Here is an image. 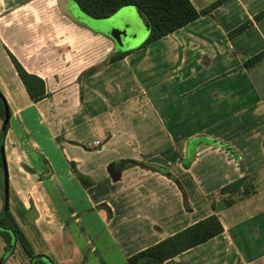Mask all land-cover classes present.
<instances>
[{
	"label": "crops",
	"instance_id": "1",
	"mask_svg": "<svg viewBox=\"0 0 264 264\" xmlns=\"http://www.w3.org/2000/svg\"><path fill=\"white\" fill-rule=\"evenodd\" d=\"M191 1L201 10L217 0ZM262 9L264 0H224L110 62L118 41L63 12L60 0H0L5 154L12 192L37 211L35 227L27 224L36 251L43 246L38 252L58 264H129L212 214L209 194L261 176L264 58L242 63L264 49V17L228 33ZM7 49L45 80L49 96L31 99ZM218 215L222 233L161 264H264V184Z\"/></svg>",
	"mask_w": 264,
	"mask_h": 264
},
{
	"label": "trees",
	"instance_id": "2",
	"mask_svg": "<svg viewBox=\"0 0 264 264\" xmlns=\"http://www.w3.org/2000/svg\"><path fill=\"white\" fill-rule=\"evenodd\" d=\"M81 9L88 15L94 18H106L112 15L119 8L126 5H135L145 21L149 25V35L141 46H146L163 36L170 34L177 29L187 25L196 20L201 15L211 14L212 10L221 4L224 0H217L204 9L199 10L191 0H75ZM264 17V9L257 12L253 19H247L238 26L229 31L230 37L235 36L247 27H249L254 20H259ZM9 56L23 81L27 92L33 101H39L50 94L46 90L45 80L37 74L29 72L19 59L9 50ZM132 52V49L126 51H118L111 56L110 61L114 62L125 57ZM264 58V49L258 51L253 55L247 56L243 61V67L249 68ZM96 70L95 67L85 71L83 75L91 74ZM5 103L8 104L3 92L0 89V117L2 121L5 120ZM9 106V104H8ZM10 116L11 109L9 107ZM10 119L6 127L0 130V161H1V145H4L7 130L9 128ZM4 123V122H3ZM219 141V140H218ZM217 141V143H218ZM216 142V141H215ZM220 143V142H219ZM225 148H228L230 154L238 158L237 151L228 143H220ZM2 163V162H1ZM133 161H129L127 166H130ZM190 162H184L185 166H189ZM161 171L167 173L173 179L176 177L165 167L156 166ZM83 179V175L80 174ZM252 176L243 175L242 177L224 185L217 190V193H211L208 198L211 202V207L214 212L195 223L185 227L184 229L169 235L156 244L146 247L137 253L128 257L129 264H161L165 260L180 254L181 252L199 245L208 239L215 237L223 232L224 227L218 215V210L222 207L229 206L238 198L249 195L248 183ZM185 199V205L189 207V201L185 189L180 185ZM242 188L244 191H242ZM249 188V189H248ZM237 193H241L239 197H235ZM230 196L223 198V202H216L217 195ZM4 196V195H3ZM37 216V211L34 206L26 208L23 202L18 198L17 213L13 212L11 208L5 210L4 205L0 211V235L5 241V252L0 258L2 264L7 258L15 252L18 245L22 248L28 262L26 264H58L55 257L49 253L37 252L34 244L25 233L23 224H30L35 227L33 220Z\"/></svg>",
	"mask_w": 264,
	"mask_h": 264
},
{
	"label": "rangeland",
	"instance_id": "3",
	"mask_svg": "<svg viewBox=\"0 0 264 264\" xmlns=\"http://www.w3.org/2000/svg\"><path fill=\"white\" fill-rule=\"evenodd\" d=\"M72 4H73V2H72ZM77 11L78 12H76L75 15L78 16L79 18H82L81 21H85L88 23H90V22L92 23V21H94L93 20L94 17H92L88 14L82 13L79 9H77ZM98 19H101L105 23L106 22H111V23L113 22L114 32L116 34V38L118 41L117 42L118 46L116 48L117 51H120V50L125 51V50L132 49L135 52H137V50L139 49L141 44L146 40V38L149 35V25H147V22L145 21V19L143 18L140 11L138 10V8L135 5L123 6V7L119 8L117 11H115L109 17L98 18ZM104 22H101V23H104ZM247 36L250 38L249 40L254 39L251 36H255V38H256V34L254 32H250L249 35L247 34ZM257 39L260 40V38H257ZM244 40L247 41L248 39H244ZM101 45H102V43H101ZM105 50H106L105 47L99 48V54L101 57L105 56ZM84 54H85V59H86V56H89V54L87 53V51H85ZM246 57H247V55L244 58H246ZM109 61H110V59H109ZM104 64H105V62L101 65H104ZM3 122H5V120L2 121V119L0 117V130L4 126ZM192 143L195 145L194 142H192ZM195 154H196V152H195ZM188 156H189L188 159L191 160L194 157V154L189 153ZM129 161H133L132 164L137 162L136 159H130ZM1 162H2V160L0 161V211L4 205V196L3 195H4V183H5V173H4V168H3V165ZM110 166H112L111 163H110ZM110 172H111V170H110ZM259 174L261 176L264 175V171L260 172ZM261 176H252L249 179V181H250L248 183V187L250 186L249 187L250 189L248 188L249 190H251V189H252L251 191L256 190L257 188H259L260 186H262L264 184V178L261 179ZM175 180L178 181L177 178ZM242 191H244L243 188H242ZM240 195H241V193H237L235 195V197H239ZM225 197L229 198L230 196H228L227 194L224 196L218 195V199L216 198V202H218V204L222 203L223 198H225ZM17 205H18V197L14 191L12 192L11 184H10L9 208H11V210L13 212L17 213ZM23 228H24L25 233L29 234L33 239L32 229L30 228V226L27 224H23ZM34 235H35V233H34ZM35 237H37V236L35 235ZM4 244H5V241L2 238V236L0 235V258L4 254L3 252H5V249L3 247ZM42 247L43 246L38 245L37 252L40 248L43 249ZM10 256L5 261L6 264H24L23 259H27V262H28V257L26 256V254L24 253V251L22 250L20 245H18L16 247L15 252L13 254H11Z\"/></svg>",
	"mask_w": 264,
	"mask_h": 264
},
{
	"label": "water",
	"instance_id": "4",
	"mask_svg": "<svg viewBox=\"0 0 264 264\" xmlns=\"http://www.w3.org/2000/svg\"><path fill=\"white\" fill-rule=\"evenodd\" d=\"M73 2V4H72ZM60 7L61 10L77 21L87 25L88 27L101 31L109 36H111L115 41H117L116 34L114 32V24L113 22H104L101 19L98 18H93L94 21L92 23H88L85 21H81V19L75 15L77 9H79L82 13L86 14L79 4L75 0H60ZM142 15V14H141ZM144 18V17H143ZM104 22V23H101ZM148 25V23H147ZM10 119V111H9V106L7 103H5V122H4V128L6 127L8 121ZM1 160H2V165L4 168V173H5V183H4V208L7 210L9 208L10 204V178H9V172H8V166H7V160H6V154H5V146L1 145ZM112 175L115 173L111 170ZM0 264H2V261H0Z\"/></svg>",
	"mask_w": 264,
	"mask_h": 264
},
{
	"label": "built area",
	"instance_id": "5",
	"mask_svg": "<svg viewBox=\"0 0 264 264\" xmlns=\"http://www.w3.org/2000/svg\"><path fill=\"white\" fill-rule=\"evenodd\" d=\"M99 141H97V143H98Z\"/></svg>",
	"mask_w": 264,
	"mask_h": 264
}]
</instances>
